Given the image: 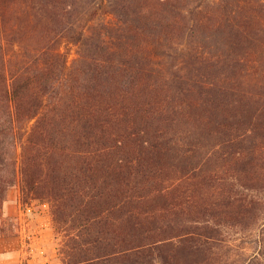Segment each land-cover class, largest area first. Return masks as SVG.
Wrapping results in <instances>:
<instances>
[{"label":"trees","instance_id":"1","mask_svg":"<svg viewBox=\"0 0 264 264\" xmlns=\"http://www.w3.org/2000/svg\"><path fill=\"white\" fill-rule=\"evenodd\" d=\"M18 184L65 264H264V0H0Z\"/></svg>","mask_w":264,"mask_h":264},{"label":"rangeland","instance_id":"2","mask_svg":"<svg viewBox=\"0 0 264 264\" xmlns=\"http://www.w3.org/2000/svg\"><path fill=\"white\" fill-rule=\"evenodd\" d=\"M7 14L10 16L12 12ZM14 35L11 30L5 33L8 48L16 42ZM62 50L70 61L77 56V46L72 43L64 42ZM155 59L163 67L170 65L166 58ZM63 242L49 202L37 198L24 202L20 185L10 188L0 215V264H65L61 253Z\"/></svg>","mask_w":264,"mask_h":264}]
</instances>
